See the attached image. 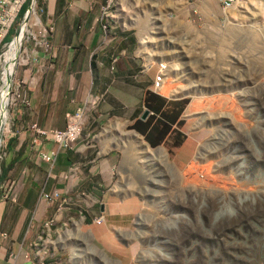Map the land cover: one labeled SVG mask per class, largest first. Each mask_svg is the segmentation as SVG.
Returning a JSON list of instances; mask_svg holds the SVG:
<instances>
[{"label":"rangeland","instance_id":"obj_1","mask_svg":"<svg viewBox=\"0 0 264 264\" xmlns=\"http://www.w3.org/2000/svg\"><path fill=\"white\" fill-rule=\"evenodd\" d=\"M199 1L106 0L103 14L99 7L98 16H107L109 25L106 41L98 43L101 55L121 46L123 37L128 54L131 49L137 54L142 45L134 46L131 38L144 33L152 43L147 57L156 59L148 74L160 69L158 86L168 79L162 92L181 100L179 127L187 136L179 132L174 141L180 168L173 167V176L169 166L164 168L167 179L174 177V183L165 185L159 165L147 166L141 138L122 131L126 137L115 145L128 155L125 165L129 158L135 171L127 176L129 181L142 189L131 228L112 227L107 236L111 241L94 240L83 226L94 216L90 203L85 205L80 195L82 207L69 205L75 197L67 193L69 204L59 212L56 202H50L39 219L28 222L18 245L27 260L37 264L44 253L43 264H264V0H233L224 10L216 0H207L212 9L204 10ZM9 36L0 41V51ZM52 43L60 58L64 46ZM136 74L141 81V73ZM99 112L100 117L89 112L84 126L96 122L100 128L82 129L77 145L86 140L97 150L96 129L102 132L114 122H107L101 107ZM27 123L19 128L26 129ZM12 125L8 116L9 131ZM0 184L1 198L5 188ZM4 242L10 249L11 241Z\"/></svg>","mask_w":264,"mask_h":264},{"label":"crops","instance_id":"obj_2","mask_svg":"<svg viewBox=\"0 0 264 264\" xmlns=\"http://www.w3.org/2000/svg\"><path fill=\"white\" fill-rule=\"evenodd\" d=\"M38 1L41 21L53 27L51 41L62 44L64 49L60 58L57 55L53 70L47 69L43 78L41 76L24 84L35 88L27 92L23 85L29 106L14 107L11 114L13 130L17 132L8 140L0 165V183L10 182L7 196L0 198V237L2 234L5 236L0 238V264H35L26 259V253L18 245L28 222H33V218L39 219L46 209L37 202V195L43 187L50 191L56 189L53 187L56 184H62V192L74 194L75 199L69 205L76 207H82L80 195L89 192L90 195L84 196L83 201L85 205L90 203L91 215L102 212L105 217L102 224H93L91 217H88L83 226L84 231L88 230L98 242L105 243L107 239L111 241L107 236L112 227L125 230L131 228L133 216L141 205L139 190L142 189L134 187L135 184L127 177L135 174L129 158V163L125 165V157L128 155H123V149L114 146L115 141H123L126 137L117 129V123L141 138L147 148L142 152L138 146V150L143 153V157L148 158L147 166L159 165L162 176H166L164 168L168 166L171 176L174 173L173 167L176 170L180 168L178 147L174 141L179 132L187 136L179 127L183 120V110L179 111L181 100H175L177 98L162 92L165 81L160 90L151 89L152 74H148L147 78L146 73L140 71V56L134 54L133 49L128 54L124 48L127 43L125 37L122 38L121 46L104 49L101 55L102 49L98 48V43L105 40L107 33L102 27L105 7L101 5L106 0ZM99 7L102 10L100 16ZM131 40L134 46L137 45L135 38ZM112 55L118 56L110 70L109 60ZM47 72L49 74L46 75ZM136 72L141 73V81L137 80ZM68 91L70 96L67 99ZM98 91L105 93L101 109L107 114V122H114L106 124L102 132L96 129L94 138L97 150L94 144L85 140L78 145L75 141L72 149L56 152L50 175L46 178L49 164L41 159L31 145V134L26 130L28 124L36 122L44 128H62L64 112L73 111L81 104V100H84L81 114L85 124L86 119L89 120L91 100L97 96ZM25 111L28 112L26 116L23 114ZM117 117L119 119H115ZM26 121L29 122L26 129H20V125L25 126ZM95 127L100 128L93 122L83 129L90 131ZM87 135L83 133L82 137ZM135 135L130 138H135ZM41 148L42 151L52 150L55 144L45 142ZM138 157L141 159V156ZM140 159L136 162L139 163ZM65 169L66 177L71 178L61 179L58 176ZM135 169L138 173L142 172L139 164H135ZM170 175L163 180L165 185L174 183V177ZM175 179L178 180L177 177ZM70 210L74 212V207ZM75 210L80 214L79 209ZM4 240L11 241L10 249Z\"/></svg>","mask_w":264,"mask_h":264},{"label":"built area","instance_id":"obj_3","mask_svg":"<svg viewBox=\"0 0 264 264\" xmlns=\"http://www.w3.org/2000/svg\"><path fill=\"white\" fill-rule=\"evenodd\" d=\"M11 2L12 0H0V23L8 12ZM221 2L225 5H228L231 3V0H221ZM26 9L27 14H25ZM22 20H24V23L22 27H20ZM52 30V25L41 21L39 1L26 0V4L21 10L19 17L10 32V36L6 39L0 51V86H2V82L5 78L8 61L12 59V57L14 59L12 66L10 67V69H8L10 83L7 88V96L5 103V119L8 121L9 116L11 124V114L13 112V108L17 106H22V108H26L29 106V99L23 91V85L33 79L40 78L45 73V71L51 67V61L57 58V47L54 46L51 41ZM16 34L18 35V49L14 53L13 38ZM142 37L143 34H140L139 38L145 41L146 39ZM150 46H152V43L148 42L146 49H143V44V48L137 50V54L140 56L142 62L140 66V71L143 73H148L151 70V67L154 65V61L156 60L155 58H153L152 54L147 57V55L149 54L148 51H150ZM142 50H144V53L139 54ZM117 56L118 55H112L110 57V70L113 68L112 65L117 60ZM158 60H161V58H159ZM153 71L154 72L151 79V89L157 91L161 87L157 86V77L159 75V69L153 68ZM103 100L104 92L98 91L97 97L95 98V102L91 105V111L98 112V107ZM81 108H83L82 100L81 104L77 106L73 111H66L64 113V125L62 128H44L39 126L36 122H31L28 124L27 130L31 132V145H33L34 148L37 150V153L41 157V159H43L47 164H49V169L47 171L46 178L50 175L52 169L51 166H53V160L55 158V153L59 150L71 149L75 140L79 138L81 130L83 128L74 129V121L80 113ZM96 115L100 117L101 113L98 112ZM16 132L17 131H14L12 127L11 131H9V134L6 137L7 139L5 138L6 141L4 147L6 146L7 141L12 136H14ZM45 142H53L55 144V149L42 151L41 146ZM2 144L0 145V147L2 146ZM58 176L61 179L71 178L66 177V169L62 171ZM3 187L5 188V193L2 197H5L7 195L6 193L9 190L10 182L6 181ZM43 188H41L38 193V203H41L46 207L50 202H56L55 210L58 212L64 207V205L69 204L68 200L70 197L66 196L68 195L66 191L62 192L58 189L45 191ZM63 194H65V196ZM84 196L87 197L88 195L84 194ZM92 222L94 224L103 223V214L98 213L97 215H95L92 218ZM42 223L43 226H46L47 229L48 222L44 221ZM0 238H4V234H2ZM43 254H39V261L36 263L43 264ZM10 255L13 256V254Z\"/></svg>","mask_w":264,"mask_h":264},{"label":"bare ground","instance_id":"obj_4","mask_svg":"<svg viewBox=\"0 0 264 264\" xmlns=\"http://www.w3.org/2000/svg\"><path fill=\"white\" fill-rule=\"evenodd\" d=\"M202 1L203 0L199 1V4H201V5H198V6H200L204 10L207 9V8L212 9V7L208 4L207 0H205L204 2H202ZM216 1H217L218 6L221 8V10H224L225 7H228V6L232 5V4H234L233 0H231V3L228 4V5L223 4L221 2V0H216ZM25 4H26V0H12L11 5H10V7L8 9V12L4 16L2 22L0 23V41L4 40L5 37H7L10 34V32L12 30L10 28L17 21V19L19 17V14L21 13V10L23 9ZM104 10H105V8H104ZM104 10H103V13H104ZM107 21H108L107 20V16H104V22L102 24V27H103L105 33L107 32V28L109 27ZM9 29H10V31H9ZM142 38L146 39V36H144V33H143V37ZM139 42L142 45V46H140V49L143 48V44L144 45L148 44V40L147 39L145 41H143L140 38ZM143 42H145V43H143ZM142 52L144 53L143 50L140 53H142ZM161 60H165V59L162 58ZM155 61H154V65H155ZM159 75H160V69H159ZM159 75H158V77H159ZM158 77H157V86L159 84L158 83ZM161 88L162 87H160L159 89H161ZM1 98H2V88L0 86V101H2ZM91 103H92V101H91ZM82 106L84 107V100L82 102ZM81 111H82V108L80 110V113L78 114V116L76 117V119L74 121V129H82L81 126H82V118H83V116L81 114ZM5 117H6V115H5ZM83 124H84V122H83ZM116 126H117V128H120V130L123 131L124 134H127V131L124 129L123 125L117 123ZM121 127H122V129H121ZM4 133L9 134V127H7V120L6 119H4V124H3L2 128H1V131H0V134H1V136H0V145L3 143V141H5ZM2 135H3V137H2ZM5 136H7V135H5ZM115 146H117V145H115Z\"/></svg>","mask_w":264,"mask_h":264},{"label":"water","instance_id":"obj_5","mask_svg":"<svg viewBox=\"0 0 264 264\" xmlns=\"http://www.w3.org/2000/svg\"><path fill=\"white\" fill-rule=\"evenodd\" d=\"M25 14H27V9L25 11ZM23 23H24V20H22L20 27H22ZM17 41H18V35L16 34L14 36V38H13V48H14L13 52L14 53L18 49ZM13 62H14V59L12 57V59H10L8 61V64H7V67H6L5 78H4V80L2 82V86H1V88H2V98H1L2 101H0V131H1V128L3 126L4 119H5V113H6L5 103H6V96H7V88H8L9 83H10V76L8 74V72H9L8 69H10V67L12 66Z\"/></svg>","mask_w":264,"mask_h":264},{"label":"clouds","instance_id":"obj_6","mask_svg":"<svg viewBox=\"0 0 264 264\" xmlns=\"http://www.w3.org/2000/svg\"><path fill=\"white\" fill-rule=\"evenodd\" d=\"M139 37H140V34H137L136 37H135V38H136V42H137V44H139V43H138ZM135 51L137 52L136 49H135ZM163 59H164V58H163ZM153 72H154V71H153ZM153 72H152V76H153ZM148 73H149V72H148ZM148 73H146V74H148ZM151 79H152V77H151ZM167 80H168V79H166V80H164V81L166 82ZM91 84H92V83H91ZM91 84H89V85H91ZM162 84H163V83H162ZM161 86H162V85H161ZM89 88H90V87H89ZM89 88H88V89H89ZM88 89H87V90H88ZM90 89H91V88H90ZM91 90L94 91V89H91ZM159 90H160V89H159ZM95 91H97V90H95ZM157 91H158V90H157ZM84 94H85V93H84ZM104 98H105V93H104ZM103 101H104V100H103ZM103 101L100 103V105H99V107H98V112H99V108L101 107ZM64 113H65V112H64ZM99 113H101V112H99ZM63 115H64V114H63ZM87 116H88V115H87ZM96 116H97V115H96ZM101 116H102V113H101ZM97 117H98V116H97ZM63 119H64V117H63ZM86 120H87V119H86ZM84 127H85V126H84ZM84 127H83V128H84ZM75 141H76V140H75ZM7 143H8V141H7ZM7 143H6V145H7ZM73 144H74V143H73ZM72 148H73V145H72ZM72 148H71V149H72ZM5 149H6V146H5ZM66 150H69V149H66ZM43 189H44V188H43ZM44 190H45V189H44ZM52 190H53V189H52ZM45 191H47V190H45ZM6 196H7V195H6ZM37 196H38V195H37ZM83 197H84V196H83ZM99 213H102V212H99ZM102 214H103V213H102ZM94 216H95V215H94ZM94 216H93V217H94ZM91 221H92V219H91ZM92 223H93V222H92ZM93 224H94V223H93ZM101 224H102V223H101ZM4 237H5V236H4ZM11 254H12V253H11ZM43 263H44V258H43ZM37 264H38V263H37Z\"/></svg>","mask_w":264,"mask_h":264}]
</instances>
